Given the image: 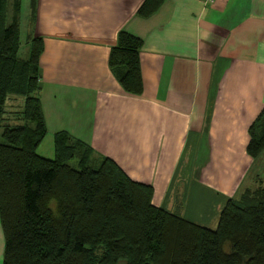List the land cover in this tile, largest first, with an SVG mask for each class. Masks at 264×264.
I'll return each mask as SVG.
<instances>
[{"label":"crops","instance_id":"0c3cea01","mask_svg":"<svg viewBox=\"0 0 264 264\" xmlns=\"http://www.w3.org/2000/svg\"><path fill=\"white\" fill-rule=\"evenodd\" d=\"M144 1L28 0L51 142L50 156L36 151L51 158L64 131L150 185L154 205L213 229L227 198L264 186V149L246 152L264 106V0H162L140 15ZM122 29L141 39L138 94L107 64ZM2 247L0 228V264Z\"/></svg>","mask_w":264,"mask_h":264},{"label":"trees","instance_id":"16d2710c","mask_svg":"<svg viewBox=\"0 0 264 264\" xmlns=\"http://www.w3.org/2000/svg\"><path fill=\"white\" fill-rule=\"evenodd\" d=\"M161 1L145 0L138 14ZM20 2L0 0L1 264H264V186L227 198L210 229L154 205L150 185L64 131L53 134L51 158L36 152L46 134L42 41L29 37L18 58ZM140 46L122 29L108 53L131 94L141 90ZM263 149L264 106L248 126L246 152L255 159Z\"/></svg>","mask_w":264,"mask_h":264},{"label":"rangeland","instance_id":"374dc122","mask_svg":"<svg viewBox=\"0 0 264 264\" xmlns=\"http://www.w3.org/2000/svg\"><path fill=\"white\" fill-rule=\"evenodd\" d=\"M28 0H21L20 2V20H19V47H18V52H17V56L20 59H24L27 56V52H28V42L27 39H25V34L26 32L24 31L23 28V18L22 15L25 11V7L27 5ZM19 99L17 100H12V104H14L15 102H18ZM50 149H51V142H50V138L49 137H45L42 139L39 147H38V151L42 152L43 154H47L48 156H50ZM37 152V151H36ZM224 248L227 250V246Z\"/></svg>","mask_w":264,"mask_h":264},{"label":"built area","instance_id":"2783aa9c","mask_svg":"<svg viewBox=\"0 0 264 264\" xmlns=\"http://www.w3.org/2000/svg\"><path fill=\"white\" fill-rule=\"evenodd\" d=\"M214 1H216V0H202V3H203L204 5H211V4L214 3Z\"/></svg>","mask_w":264,"mask_h":264}]
</instances>
